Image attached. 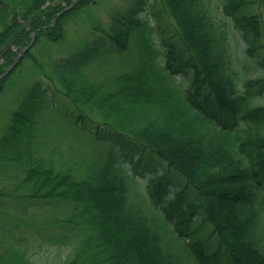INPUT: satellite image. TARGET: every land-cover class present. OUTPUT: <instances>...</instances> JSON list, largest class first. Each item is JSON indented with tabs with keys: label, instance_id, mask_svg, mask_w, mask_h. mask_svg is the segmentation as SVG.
Returning <instances> with one entry per match:
<instances>
[{
	"label": "trees",
	"instance_id": "trees-1",
	"mask_svg": "<svg viewBox=\"0 0 264 264\" xmlns=\"http://www.w3.org/2000/svg\"><path fill=\"white\" fill-rule=\"evenodd\" d=\"M98 2L0 0V101L18 75L38 76L14 89L0 125L4 228H48L43 238L69 245L62 264H264V0H132L104 26ZM76 18L97 44L53 56ZM100 54L119 65L93 69ZM46 108L93 153L63 160ZM132 149L167 162L144 191L125 165ZM38 205L49 208L37 220ZM192 222L211 227L208 246ZM2 242L0 264H35L31 243Z\"/></svg>",
	"mask_w": 264,
	"mask_h": 264
},
{
	"label": "rangeland",
	"instance_id": "rangeland-1",
	"mask_svg": "<svg viewBox=\"0 0 264 264\" xmlns=\"http://www.w3.org/2000/svg\"><path fill=\"white\" fill-rule=\"evenodd\" d=\"M131 1L132 0H99L98 5L94 6L95 8H93L95 11V14L92 18L95 22L98 21L97 23L102 24L104 26L105 23L111 19L110 18L111 14L114 13V11L118 10L121 14H122V11L123 13H125V10L129 7L128 4ZM214 1L220 2L221 0H214ZM143 15L144 16L148 15L149 18L154 23L156 22L155 18L151 15V13H144ZM168 25H169V22L168 23L165 22L167 35H170L174 31H173L172 26L170 25L168 26ZM68 30H69L68 39H66V41H64V43H62L60 46L59 45L52 46L53 56H61V55L64 56L66 54H69L72 51V49L77 48V46L74 44L80 38L82 39L84 38L85 40H88V41L93 42L94 44H97V42H94L95 41L94 39H95V36H97L99 33L98 31L90 33L88 30V23L87 21H85L84 18L71 19V22L68 25ZM156 34H159V33L157 32ZM232 37L234 39V35ZM156 38H158V41H159L160 38L159 37H156ZM237 41L240 45L241 44L240 39H238ZM239 45H237V47ZM240 47H242V45H240ZM240 47H239V53L242 55L241 53L242 50ZM110 55H105V54L99 55L103 57H99L98 55H95L97 57L94 60L92 68L93 69L102 68L106 70V68L109 67L111 70L116 69L117 64L119 65V56L118 55L110 56ZM239 67H241V65H239ZM240 72H241L240 76L242 77H249L255 73L254 69L250 67L248 69H244L243 67H241ZM106 75L108 76V74ZM37 77L38 76L36 74L31 79V76L29 75V73L21 74V75H18L16 79H14V82L17 84L16 87H18V86L24 85L25 82L34 81ZM179 77L181 79H185L186 76L183 74V75H180ZM16 87L11 86L10 89L13 88L12 91H10L8 95H4L2 100L0 101V125L6 122L7 115L12 110L17 100L16 99L17 93L14 90V89H17ZM57 94L59 95V93ZM53 109L54 108L52 109L46 108V111H45L46 113L42 115V120L45 121V124H43L44 131H45L44 135H48V133H50L47 136V138L52 139L53 144L56 143L58 140L61 141L59 150L60 152H62V156H61L62 159L66 160L69 158V159L77 160V158H80V156L82 157L85 156L83 158H86L88 154H90L91 152L93 153V151L91 150V147H93L92 145H89L87 150H81V148L79 147L80 143H74L71 133L69 132L70 130H69V126L67 125V120L64 117H63L64 120L62 119L59 120V118L54 115L55 112ZM60 111L61 113L62 112L64 113L67 110L63 108V109H60ZM63 113L62 115L64 116L65 114ZM46 116H47V120L45 119ZM87 132L88 131H85V133ZM100 149L103 150V152H105L107 149V145L105 144L101 145ZM140 158H141L140 150L132 149L131 151H129L128 156L125 157V165L128 170H130L131 172L137 175L138 189L144 191L145 185L149 183L150 179L154 178L157 175L167 174V168H166L167 162L163 163L157 159L140 160ZM171 179L176 180L170 174L169 178H166V180H171ZM178 183L181 184L182 181L178 180ZM174 188L175 187L172 184L168 186V189H169L168 195H174V192H175ZM163 198L164 197H162V199ZM48 208L49 206L47 205L34 206L33 209H36L35 218L37 220L42 219V216L45 215V213L47 212L46 210ZM2 221H0V260L3 259V251H4L3 249L4 245H2L3 243L2 241L5 239H12L14 237H16L17 243L19 242L23 244L31 243L29 245L28 253L35 264H62V261L64 260L65 256L69 252V245H63L61 243H54L52 241H48V239L46 240L45 238H43V236L50 235V230L48 228L44 229L43 227H40L38 229L39 231H36V232L33 230H28V229L12 231L7 226L4 228L5 224H3ZM192 227L197 231L196 232L197 234L195 233L197 235V239H200V242L201 241L205 242V245L208 246V241H206L205 239L209 238L211 227L210 226L206 227V224L202 226V224L197 225L194 223ZM36 238L39 240L37 241ZM17 239H23V240L18 241ZM59 239H60V236H59ZM211 245L212 246L214 245L212 249H215L217 247L216 244L214 243H212Z\"/></svg>",
	"mask_w": 264,
	"mask_h": 264
},
{
	"label": "water",
	"instance_id": "water-1",
	"mask_svg": "<svg viewBox=\"0 0 264 264\" xmlns=\"http://www.w3.org/2000/svg\"><path fill=\"white\" fill-rule=\"evenodd\" d=\"M23 53H24V52H21L19 55L21 56ZM17 59H18V58H17ZM16 62H17V60H16L14 63H16ZM11 67H12V65H11ZM11 67H10V68H11Z\"/></svg>",
	"mask_w": 264,
	"mask_h": 264
}]
</instances>
